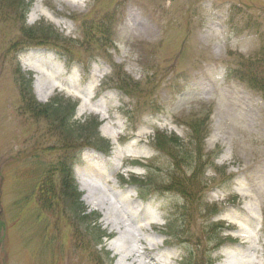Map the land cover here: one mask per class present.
Returning <instances> with one entry per match:
<instances>
[{"label":"rangeland","instance_id":"rangeland-1","mask_svg":"<svg viewBox=\"0 0 264 264\" xmlns=\"http://www.w3.org/2000/svg\"><path fill=\"white\" fill-rule=\"evenodd\" d=\"M32 1L39 15L25 20L18 0H0V264L119 261L112 246L120 229L87 204L81 184L90 215L79 221L60 167L80 142L94 145L91 130L80 134L85 140L65 141L58 121L31 115L18 58L33 78L49 73L61 87L36 94L32 82L37 98L71 95L102 121L98 143L110 149H84L75 181L88 176L95 187L136 190L134 203L147 208L137 222L169 227L165 237L131 223L134 241L138 232L147 236L170 264H264V0H87L80 8ZM42 21L61 35L28 38L27 28ZM260 63L255 83L236 77L247 78ZM31 64L44 72L33 73ZM133 158L146 168H132ZM119 166L146 179L143 192L115 179ZM102 231L112 241L97 245Z\"/></svg>","mask_w":264,"mask_h":264},{"label":"bare ground","instance_id":"bare-ground-1","mask_svg":"<svg viewBox=\"0 0 264 264\" xmlns=\"http://www.w3.org/2000/svg\"><path fill=\"white\" fill-rule=\"evenodd\" d=\"M69 4H76L77 0H65ZM37 9H33V12L35 13ZM35 71L38 72H44L36 65L32 67ZM53 72L54 71H50ZM54 78L51 76V74L48 73V77H45L42 80L37 79L36 83V92H41L45 86L55 88L56 84H54ZM52 79L50 82H47L46 80ZM85 174V173H84ZM80 183L82 184V187H86L87 190V197L90 200V202L95 206H97L99 209H101L104 212V220L106 224H112L114 228L120 229L119 234L120 237L116 240L113 248L116 250V254L119 255V261L118 264H170L169 261H164V258L161 257V255L157 254L153 250L156 247V244L152 241H150L147 236H139V232L136 233L135 239L136 242L140 244L139 248H135V241L132 239L134 233L137 229H134L131 227V223H134L139 230L144 231L143 224H140L137 222V219L139 217L143 218L146 217L147 211L145 206H139L135 207L130 201H132V198L130 195L126 196H118V193L111 188L110 194H106L104 191H100L93 182H90V179L88 176H86L84 179L82 178ZM111 196L113 199L118 201L119 207L117 208V211H114L112 213V201H110ZM117 197L119 199H117ZM254 203L249 204L247 206V211L251 214L250 216H254L252 213L255 211ZM124 212L122 209H124ZM154 222H148L145 223V225H150ZM132 236V237H131ZM153 251V252H152ZM243 251V248H242ZM174 256L168 255L167 258H173ZM146 259V260H145ZM247 259L246 261H248ZM246 261L243 264H246ZM242 264V263H241Z\"/></svg>","mask_w":264,"mask_h":264},{"label":"trees","instance_id":"trees-1","mask_svg":"<svg viewBox=\"0 0 264 264\" xmlns=\"http://www.w3.org/2000/svg\"><path fill=\"white\" fill-rule=\"evenodd\" d=\"M46 109H47V108H46ZM59 114H60V113H58V111H57V117H59ZM63 130H64V132H68V133L71 132V129H70L69 125L66 126V123H65V125H64V127H63Z\"/></svg>","mask_w":264,"mask_h":264}]
</instances>
